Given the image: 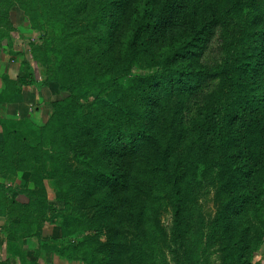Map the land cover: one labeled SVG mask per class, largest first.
<instances>
[{
    "label": "trees",
    "instance_id": "16d2710c",
    "mask_svg": "<svg viewBox=\"0 0 264 264\" xmlns=\"http://www.w3.org/2000/svg\"><path fill=\"white\" fill-rule=\"evenodd\" d=\"M13 16L44 32L30 52L45 69L44 84L65 96L52 103L46 124L28 123V136L3 124L0 173L29 168L33 187L21 204L0 185L8 255L20 254L12 249V225L39 234L49 222L60 239L79 236L42 246L69 261L208 264L217 253L220 264H259L264 0H0V41L14 30ZM179 25L186 33L159 48ZM216 28L223 32L220 63L210 70L180 64L205 48ZM215 81L200 117L212 138L197 146L178 116ZM36 85L30 70L0 94ZM45 157L56 176V203L43 184ZM211 192L215 212L201 218L204 229L192 238L188 217Z\"/></svg>",
    "mask_w": 264,
    "mask_h": 264
},
{
    "label": "rangeland",
    "instance_id": "374dc122",
    "mask_svg": "<svg viewBox=\"0 0 264 264\" xmlns=\"http://www.w3.org/2000/svg\"><path fill=\"white\" fill-rule=\"evenodd\" d=\"M38 8V5H37ZM14 30L6 32L7 37L0 41V93L7 91L11 87V82L16 81L19 77H27L29 71L32 70L37 85L21 87V94H14L12 96L3 94L0 96V137L2 135L3 124L11 125L13 128L17 126L22 127L21 135H27L28 123L37 126L46 124L52 113V103L60 101L65 94L61 93L57 85L44 84L45 69L37 63L30 52V44H40V37L43 31L34 30L31 28L27 18L20 16H13ZM235 28V23L230 25V30ZM6 29V28H5ZM185 25L176 26L172 30L166 32V36L158 44V47H169L176 43V36L184 35ZM1 30V29H0ZM4 30V29H3ZM5 31V30H4ZM213 36L210 38L209 43L205 48L200 50L197 48L194 54L187 59L180 61V64L185 67L202 66L203 70H210L215 68L221 60V51L223 45V32L221 28L214 29ZM217 81L209 82L204 89V95L196 100L190 101L178 117L179 123L190 133L187 140L196 141L195 144L200 146L208 143L212 138V130L210 126L202 123L201 113H203V105L208 99L211 91L215 89ZM21 123V125H17ZM202 126V127H201ZM199 132L197 139L196 133ZM28 136V135H27ZM113 162H111L112 164ZM117 164V163H114ZM43 184L46 190L47 199L50 203H56L57 185L53 182L55 179V172L52 170L50 162L45 157L43 164ZM31 170L28 169H13L12 173H0V185L4 186L6 194L11 199L21 203L27 204L30 201V192L32 185L29 181ZM209 200L199 202L200 207L198 210H192L191 216L188 217V228L191 232L192 238H199L200 230L204 228L199 225L201 218L205 216L211 218L214 214V204L211 201V192ZM208 197V196H207ZM206 197L200 198L204 199ZM62 207V205L60 206ZM121 210V209H120ZM1 212V210H0ZM206 219V218H205ZM11 220H9V224ZM161 223L165 227L170 226V215L167 212L161 214ZM15 237L12 245L19 251L18 256H13L9 261H2L1 264H85L80 261H69L55 252L45 251L42 246L53 245H66L77 241L79 236L77 234L67 235L62 239L59 238L60 230L57 224L44 222L39 234L36 231L27 232L21 225H12ZM12 228V229H13ZM7 217L0 213V237H5L8 234ZM36 233L37 235H33ZM5 246L1 245L2 249L7 252L11 250L9 243L5 242ZM0 244H2L0 242ZM215 253L209 257L208 264H220L221 260ZM254 262L264 264V244L254 255Z\"/></svg>",
    "mask_w": 264,
    "mask_h": 264
},
{
    "label": "crops",
    "instance_id": "0c3cea01",
    "mask_svg": "<svg viewBox=\"0 0 264 264\" xmlns=\"http://www.w3.org/2000/svg\"><path fill=\"white\" fill-rule=\"evenodd\" d=\"M0 242L2 243V244H0V247H1V245L3 246V243H4V246H5V244H6L5 242H6V241H5V238H4V237H0ZM1 248H2V247H1ZM11 257H12V256H9V255H8L7 250L4 251V250L2 249V251H0V264L2 263V262H1V259H2V261H6V260L9 261V260L11 259ZM38 264H39V261H38Z\"/></svg>",
    "mask_w": 264,
    "mask_h": 264
}]
</instances>
